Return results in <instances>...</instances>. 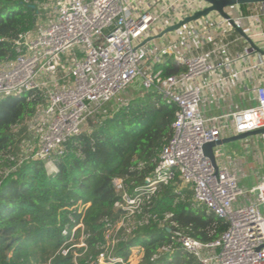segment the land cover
<instances>
[{
    "label": "built area",
    "instance_id": "1",
    "mask_svg": "<svg viewBox=\"0 0 264 264\" xmlns=\"http://www.w3.org/2000/svg\"><path fill=\"white\" fill-rule=\"evenodd\" d=\"M34 4L41 10L36 28L16 39L15 58L0 62V98L41 90L45 101L33 117L14 127L15 147L4 156L3 165L10 160L12 171L25 161L39 159L50 172L57 170L55 157L62 155L66 143L82 132L87 119L140 79L144 90L159 92L178 109L172 137L164 145L153 172L135 188V193L127 192L124 178L113 180L121 197L115 207L124 211L117 229L126 227L130 231L159 221L173 240L161 248L163 253L171 255L178 244L199 264H264V175L258 185L243 188L236 171L225 165L215 167L204 151L205 144L220 140L226 130L238 135L264 128V86L255 90V105L208 116L201 108L206 85L200 80L231 62L229 57L220 58L227 55L226 44L196 54H173L175 46L170 44L153 55V66L144 60L142 43L155 25L167 15L174 18L173 25L207 3L35 0ZM168 55L186 70L165 78L161 70L155 71L154 65ZM263 65L264 58L252 67ZM27 133L38 139L36 144L25 138ZM260 137L264 147V133ZM174 182L178 184V195L187 188L192 190L194 206L227 220L228 228L218 239L200 241L167 225L171 214L161 220L150 211L158 186ZM83 227L79 223L73 231ZM110 234L112 227L108 229L109 237ZM104 260L101 254L99 261ZM116 261L125 264L121 258L111 256L107 262Z\"/></svg>",
    "mask_w": 264,
    "mask_h": 264
},
{
    "label": "trees",
    "instance_id": "2",
    "mask_svg": "<svg viewBox=\"0 0 264 264\" xmlns=\"http://www.w3.org/2000/svg\"><path fill=\"white\" fill-rule=\"evenodd\" d=\"M34 1L0 0V62L15 58L16 39L36 28L41 10ZM252 6L242 4L243 15ZM158 70L165 78L186 68L167 58L155 65ZM44 101L41 90L0 98V264H123L108 263L110 256L125 264H199L178 244L171 255L161 251L173 240L159 221L117 229L124 211L115 207L121 197L113 180L124 178L130 195L145 182L174 133L178 106L153 90H140L122 106L107 102L55 157L57 170L31 159L11 171L13 163L3 165V158L15 147L14 127L33 117ZM177 185H159L150 211L161 220L171 214L167 225L200 241L218 239L227 220L194 206L192 190L178 195ZM79 223L84 227L74 232ZM135 245L145 247L137 263L131 261Z\"/></svg>",
    "mask_w": 264,
    "mask_h": 264
},
{
    "label": "crops",
    "instance_id": "3",
    "mask_svg": "<svg viewBox=\"0 0 264 264\" xmlns=\"http://www.w3.org/2000/svg\"><path fill=\"white\" fill-rule=\"evenodd\" d=\"M227 11L264 48V3H253L251 13L247 16L243 15L241 5L228 7ZM174 21L172 15L165 16L152 28L147 38L158 35ZM170 44L175 46L173 54H196L226 44L227 55L220 58L229 57L231 62L200 80L206 85L201 105L206 115H222L256 104L255 90L258 86H264V65L257 68L252 66L264 56L250 52L249 43L218 13L212 12L161 38L147 42L143 46L145 62L153 66V55ZM167 58L174 61L172 55L166 56L165 60ZM234 136V132L229 129L223 132L221 139ZM215 153L218 166L225 165L236 171L243 188L258 185L264 175V147L260 135L223 143L215 148Z\"/></svg>",
    "mask_w": 264,
    "mask_h": 264
},
{
    "label": "water",
    "instance_id": "4",
    "mask_svg": "<svg viewBox=\"0 0 264 264\" xmlns=\"http://www.w3.org/2000/svg\"><path fill=\"white\" fill-rule=\"evenodd\" d=\"M207 5L205 8L196 11L192 15H189L181 20H179L177 23L168 26L165 30H163L161 33L155 36H150L146 38L142 45L146 44L149 41H152L154 39L161 38L163 35H165L168 32H172L175 30L180 29L181 27L185 26L188 23H191L192 21L199 20L202 17H205L212 12L218 13L224 20H226L248 43H249V51L250 52H256L260 53L264 56V48L258 45L253 37L243 28V26L237 21L236 18L232 17V15L227 11L228 7L236 6V5H242V4H253V3H264V0H204ZM264 133V128L254 130V131H248L241 134H238L230 139H220L215 142H209L204 145V151L208 158H210L212 164L215 167H218L217 159H216V153L215 148L217 146L222 145L226 142L231 141H237L245 139L251 135H260Z\"/></svg>",
    "mask_w": 264,
    "mask_h": 264
},
{
    "label": "rangeland",
    "instance_id": "5",
    "mask_svg": "<svg viewBox=\"0 0 264 264\" xmlns=\"http://www.w3.org/2000/svg\"><path fill=\"white\" fill-rule=\"evenodd\" d=\"M140 82H141L140 79H137V81L134 82L132 85H130V87L124 93H122L116 100H112V103L116 104V106H122L124 104H127L129 99L138 95L140 93V90H144L141 87ZM25 138L28 140H33L34 143L38 141V139L35 140L36 138L35 136L32 135V133H27V135H25ZM29 149L30 151H33L32 148H29ZM132 249H133V255L131 257V261L133 263H137L144 256L145 247L141 245H135Z\"/></svg>",
    "mask_w": 264,
    "mask_h": 264
}]
</instances>
